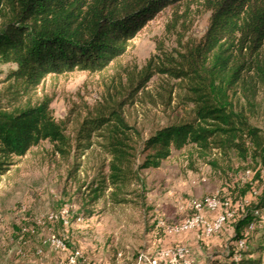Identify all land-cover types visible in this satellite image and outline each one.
Instances as JSON below:
<instances>
[{"label":"trees","instance_id":"trees-1","mask_svg":"<svg viewBox=\"0 0 264 264\" xmlns=\"http://www.w3.org/2000/svg\"><path fill=\"white\" fill-rule=\"evenodd\" d=\"M184 1L0 0V65L16 66L0 92V176L44 141L63 156L71 154L72 139L54 116L52 99L33 98L48 76L105 71L160 12ZM196 1L211 13L204 36L176 59L156 62L155 55L134 77L140 90L157 74L177 81L181 101L192 105L190 118L144 137L116 98L89 111L77 142L86 149L98 144L109 158L107 171L85 195L89 206L108 199L143 208L142 172L161 167L174 150H189L224 177L234 171L235 159L264 162V132L251 122L264 90V0ZM262 210L264 188L237 222V239H244L241 232ZM252 254L241 252L238 260L221 264H262Z\"/></svg>","mask_w":264,"mask_h":264},{"label":"rangeland","instance_id":"rangeland-1","mask_svg":"<svg viewBox=\"0 0 264 264\" xmlns=\"http://www.w3.org/2000/svg\"><path fill=\"white\" fill-rule=\"evenodd\" d=\"M211 13L196 0L164 9L132 41L127 52L101 73L74 71L48 76L34 100L50 97L54 116L73 142L69 156L49 141L34 147L0 176V264H184L166 258L164 250L186 246L190 264H221L252 251L264 264V215L241 233L236 225L264 188V162L241 163L221 176L189 150H174L157 169L142 172L146 205H115L103 199L89 206L85 195L97 183L108 156L94 144L86 149L76 138L80 123L96 105L113 97L124 103V115L144 137L168 124L189 119L192 105L181 101L175 80L155 75L144 89L134 77L154 57L176 59L206 33ZM13 64L0 65V92ZM243 103V102H241ZM253 125L264 132V90L258 97ZM80 140V139H79ZM251 165L254 168L247 167ZM259 173V177L257 176ZM248 189L245 195L242 191ZM216 198L235 218L217 235L202 231L166 234V226L194 214L193 203ZM219 212V211H218ZM218 212H207L214 219ZM261 250V252H260ZM241 251V252H240Z\"/></svg>","mask_w":264,"mask_h":264},{"label":"built area","instance_id":"built-area-1","mask_svg":"<svg viewBox=\"0 0 264 264\" xmlns=\"http://www.w3.org/2000/svg\"><path fill=\"white\" fill-rule=\"evenodd\" d=\"M229 202H221L216 198H207L204 201L193 203L194 214L176 224L166 226L165 232L169 235L188 233L191 231L200 230L207 237H211L220 233L226 224L235 218L234 212L222 210L223 206H228ZM219 211V212H218ZM207 212H218L214 219H210ZM264 215V210L256 211ZM246 244L245 240H240L239 245L243 247ZM190 250L186 246H177L164 250L163 255L166 258H178L181 259L184 264H190L188 260Z\"/></svg>","mask_w":264,"mask_h":264}]
</instances>
